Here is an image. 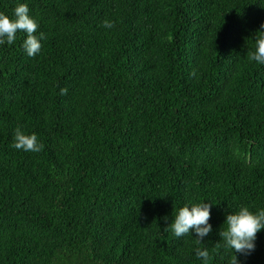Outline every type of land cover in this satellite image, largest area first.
<instances>
[{
    "label": "trees",
    "instance_id": "1",
    "mask_svg": "<svg viewBox=\"0 0 264 264\" xmlns=\"http://www.w3.org/2000/svg\"><path fill=\"white\" fill-rule=\"evenodd\" d=\"M46 34L0 45V264H230L218 232L264 208V0H0ZM114 22L112 29L103 22ZM64 89L66 91L62 92ZM43 150L12 147L14 129ZM211 204L212 232L171 213ZM167 217V221H165ZM239 264H264V230Z\"/></svg>",
    "mask_w": 264,
    "mask_h": 264
},
{
    "label": "clouds",
    "instance_id": "2",
    "mask_svg": "<svg viewBox=\"0 0 264 264\" xmlns=\"http://www.w3.org/2000/svg\"><path fill=\"white\" fill-rule=\"evenodd\" d=\"M38 27L37 20L29 15L28 5L17 2L11 16L0 12V45L14 44L17 33H23L21 48L28 57H35L41 52V42L46 39L45 33L37 32ZM103 27L112 29L114 22L105 20ZM254 33V51L248 59L250 62L264 65V22H261L259 29ZM12 147L24 152L38 153L43 150L44 145L39 142L35 133H26L22 126L18 125L14 129ZM210 210L211 204L206 201L185 203L176 209L174 217L171 213L172 219L168 227L177 238L190 235L191 230L195 239L201 242L212 232V226L208 223ZM164 219L167 221L168 218ZM223 225L218 235L224 242L223 247L231 250L230 264H239L236 254L249 255L255 249L257 233L264 230V208L254 212L246 206H240L225 216ZM195 254L203 264H208L207 248H197Z\"/></svg>",
    "mask_w": 264,
    "mask_h": 264
}]
</instances>
